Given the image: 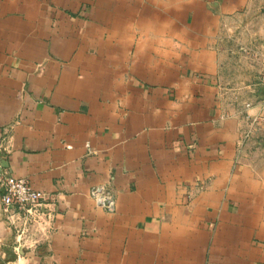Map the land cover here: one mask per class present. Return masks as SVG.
<instances>
[{"label": "crops", "instance_id": "0c3cea01", "mask_svg": "<svg viewBox=\"0 0 264 264\" xmlns=\"http://www.w3.org/2000/svg\"><path fill=\"white\" fill-rule=\"evenodd\" d=\"M263 59L264 0H0V264H264Z\"/></svg>", "mask_w": 264, "mask_h": 264}, {"label": "built area", "instance_id": "2783aa9c", "mask_svg": "<svg viewBox=\"0 0 264 264\" xmlns=\"http://www.w3.org/2000/svg\"><path fill=\"white\" fill-rule=\"evenodd\" d=\"M258 85L264 90V59L258 77ZM248 107V106H247ZM2 190L1 202L6 213L14 208L24 212L31 220L40 217L43 194L31 188L29 183L23 179H12L4 177L0 180ZM89 196L94 205L105 213L114 214L116 202L112 193L104 186H94L89 190Z\"/></svg>", "mask_w": 264, "mask_h": 264}]
</instances>
